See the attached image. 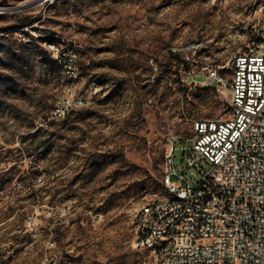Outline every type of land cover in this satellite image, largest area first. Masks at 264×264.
Listing matches in <instances>:
<instances>
[{"label": "rangeland", "instance_id": "rangeland-1", "mask_svg": "<svg viewBox=\"0 0 264 264\" xmlns=\"http://www.w3.org/2000/svg\"><path fill=\"white\" fill-rule=\"evenodd\" d=\"M248 3L0 0L1 8L29 4L0 10V27L15 26L0 44V77L13 79L4 85L0 78V222L17 228L27 213L41 221L37 237H13L18 252L0 251V264H36L46 251L58 264H151L149 251L133 247V210L144 196L164 192L172 136H189L195 122L229 115L207 75L248 19ZM27 15L39 30L27 25ZM56 34L76 47L85 101L59 121L49 113L64 94L65 71L50 55L47 64L27 63L30 46L47 51L42 40ZM12 55L19 60L9 67ZM43 124L62 136L69 131L47 153L36 148L41 136L26 138ZM68 145L72 154L65 153ZM175 156L183 160L181 151ZM5 242L0 238V246Z\"/></svg>", "mask_w": 264, "mask_h": 264}, {"label": "built area", "instance_id": "built-area-1", "mask_svg": "<svg viewBox=\"0 0 264 264\" xmlns=\"http://www.w3.org/2000/svg\"><path fill=\"white\" fill-rule=\"evenodd\" d=\"M247 9L237 37L224 42L229 52L223 62L207 75L229 115L195 122L189 136H172L164 154V192L144 196L133 210V247L149 251L151 264H264V0H249ZM45 46L66 75L64 94L49 113L59 121L85 104L78 93V54L58 34ZM40 225L33 213L17 228L0 222V238L7 239L0 251L17 253L13 237L35 238ZM36 264H58V258L46 251Z\"/></svg>", "mask_w": 264, "mask_h": 264}, {"label": "trees", "instance_id": "trees-1", "mask_svg": "<svg viewBox=\"0 0 264 264\" xmlns=\"http://www.w3.org/2000/svg\"><path fill=\"white\" fill-rule=\"evenodd\" d=\"M25 19H26V23L28 26H33L35 21H37V19L32 17V15H27L25 17ZM14 27L15 26H11L9 28L0 27V44H1V41L4 39V35H1V34L6 32L7 30H9L11 28H14ZM32 30L37 31L39 29L36 26H33ZM30 36H31V40H38V39H35L34 35H30ZM49 41H51V40H49ZM42 42H48V41H47V39H44V41L42 40ZM30 47L31 48H30V51H29V54L27 57V63L30 65H34L35 63L47 64L48 59H49L48 51H46L43 47H40V45H36L34 48L32 46H30ZM8 48H9V50H11L10 47H8ZM170 53L172 56L177 57V54L175 51H170ZM10 60H12V61L10 62V64H8V65H10L9 67H14L15 63H12L13 60L17 61V60H19V57L15 58L14 55H12ZM0 78L3 81L4 85H8V83L13 82L12 76H4V77H0ZM74 111L75 110H73L72 112H74ZM52 124L54 125L56 123L52 122L51 126H53ZM65 124L68 125L69 123L66 122ZM68 132L69 131L66 132V135L62 136V133H59V131L57 132L56 128L47 129V128H45V125L43 124V125L38 126L36 129L30 128L28 130V135L26 138L33 139V138L37 137L38 135L41 136V139H39V141L36 145V148H37V150H41L42 152L47 153L49 151V149L51 148V146H54V142L56 141L55 139L59 138V136H62L61 138H66V136L69 134ZM26 138H24L22 141H24ZM66 140H67V138H66ZM68 146H71V147H65V153L72 154V152H73L72 148L73 147H72V145H68ZM26 152L28 154L29 150L27 149ZM24 154H26V153H24ZM37 195H38L37 192H33L32 196H30V197L32 198V197H35Z\"/></svg>", "mask_w": 264, "mask_h": 264}, {"label": "water", "instance_id": "water-1", "mask_svg": "<svg viewBox=\"0 0 264 264\" xmlns=\"http://www.w3.org/2000/svg\"><path fill=\"white\" fill-rule=\"evenodd\" d=\"M29 4H23V5H19V6H13V7H9V8H1L0 10H12V11H18V10H22L26 7H28Z\"/></svg>", "mask_w": 264, "mask_h": 264}]
</instances>
